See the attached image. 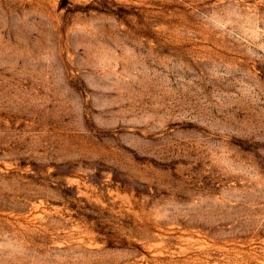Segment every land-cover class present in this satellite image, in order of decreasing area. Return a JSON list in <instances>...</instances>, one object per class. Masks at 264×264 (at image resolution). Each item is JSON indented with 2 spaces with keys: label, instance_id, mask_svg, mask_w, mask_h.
<instances>
[{
  "label": "rangeland",
  "instance_id": "1",
  "mask_svg": "<svg viewBox=\"0 0 264 264\" xmlns=\"http://www.w3.org/2000/svg\"><path fill=\"white\" fill-rule=\"evenodd\" d=\"M0 264H264V0H0Z\"/></svg>",
  "mask_w": 264,
  "mask_h": 264
}]
</instances>
